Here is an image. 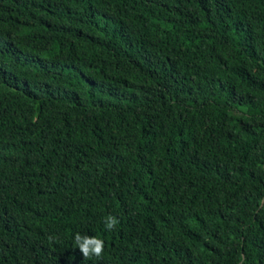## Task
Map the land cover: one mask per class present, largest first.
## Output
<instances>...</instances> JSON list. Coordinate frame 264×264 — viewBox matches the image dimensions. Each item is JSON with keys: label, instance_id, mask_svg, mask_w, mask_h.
<instances>
[{"label": "trees", "instance_id": "1", "mask_svg": "<svg viewBox=\"0 0 264 264\" xmlns=\"http://www.w3.org/2000/svg\"><path fill=\"white\" fill-rule=\"evenodd\" d=\"M0 264H264V0H0Z\"/></svg>", "mask_w": 264, "mask_h": 264}, {"label": "clouds", "instance_id": "2", "mask_svg": "<svg viewBox=\"0 0 264 264\" xmlns=\"http://www.w3.org/2000/svg\"><path fill=\"white\" fill-rule=\"evenodd\" d=\"M119 223L116 216L109 214L104 219L105 228L111 231ZM75 249H79L85 261L92 257L101 258L104 253L105 242L97 235H89L87 232H76L73 236Z\"/></svg>", "mask_w": 264, "mask_h": 264}]
</instances>
